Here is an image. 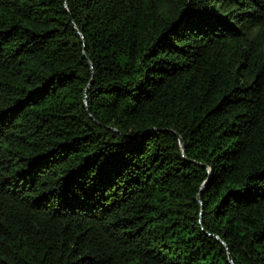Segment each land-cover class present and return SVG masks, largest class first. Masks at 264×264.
Segmentation results:
<instances>
[{
    "label": "trees",
    "instance_id": "1",
    "mask_svg": "<svg viewBox=\"0 0 264 264\" xmlns=\"http://www.w3.org/2000/svg\"><path fill=\"white\" fill-rule=\"evenodd\" d=\"M0 264H264V0H0Z\"/></svg>",
    "mask_w": 264,
    "mask_h": 264
},
{
    "label": "water",
    "instance_id": "2",
    "mask_svg": "<svg viewBox=\"0 0 264 264\" xmlns=\"http://www.w3.org/2000/svg\"><path fill=\"white\" fill-rule=\"evenodd\" d=\"M179 143H180V146L183 147V141H182L181 138H179ZM204 186H205V184H202L201 189H202ZM198 199H199V198H198ZM199 201H200V199H199ZM200 202H201V201H200ZM201 211H202V208H201ZM229 260H230V261L232 260L230 256H229Z\"/></svg>",
    "mask_w": 264,
    "mask_h": 264
}]
</instances>
